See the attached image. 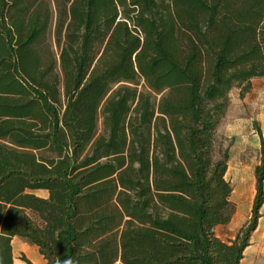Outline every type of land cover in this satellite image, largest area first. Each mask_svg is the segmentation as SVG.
<instances>
[{
	"label": "trees",
	"instance_id": "16d2710c",
	"mask_svg": "<svg viewBox=\"0 0 264 264\" xmlns=\"http://www.w3.org/2000/svg\"><path fill=\"white\" fill-rule=\"evenodd\" d=\"M263 25L264 0H0V264L15 238L47 264H242L264 139L251 218L224 242L216 136L225 90L264 78Z\"/></svg>",
	"mask_w": 264,
	"mask_h": 264
},
{
	"label": "rangeland",
	"instance_id": "374dc122",
	"mask_svg": "<svg viewBox=\"0 0 264 264\" xmlns=\"http://www.w3.org/2000/svg\"><path fill=\"white\" fill-rule=\"evenodd\" d=\"M48 1L52 4L55 2V0ZM260 39L264 49V25L261 29ZM259 81H264V78L254 79L251 84L256 85ZM240 88L243 95L244 88ZM139 89L145 90L143 82L140 83ZM254 92L255 87H252L249 92L243 95L245 105L253 104V109L244 112L247 123L243 127L240 124H235L232 134L225 133L224 124L233 117V112L229 108L216 136L218 156L225 158L228 162L229 170L226 179L233 188L231 201L236 207V214L232 222L216 230V235L224 242L235 240L240 230L248 224L256 198V168L261 161L264 113L254 111ZM241 111L243 112V110ZM34 194L48 198L46 193L34 192ZM261 214L259 228L253 235L243 264H264V207Z\"/></svg>",
	"mask_w": 264,
	"mask_h": 264
},
{
	"label": "clouds",
	"instance_id": "9594fccd",
	"mask_svg": "<svg viewBox=\"0 0 264 264\" xmlns=\"http://www.w3.org/2000/svg\"><path fill=\"white\" fill-rule=\"evenodd\" d=\"M255 87L253 94V100L255 101L254 111L264 113V81H259L256 85L249 84V88ZM225 97L227 99L228 107L233 112V117L230 121L224 124L225 133L232 134V128L235 124H240L242 127L247 123L244 112L249 109H253V104H244V97L242 95V89L232 84L225 90ZM210 102H208L209 104ZM243 110V112L241 111ZM58 264H74L71 258L64 259Z\"/></svg>",
	"mask_w": 264,
	"mask_h": 264
},
{
	"label": "crops",
	"instance_id": "0c3cea01",
	"mask_svg": "<svg viewBox=\"0 0 264 264\" xmlns=\"http://www.w3.org/2000/svg\"><path fill=\"white\" fill-rule=\"evenodd\" d=\"M40 192L48 194L44 191ZM13 250L14 264H26L22 261L23 256H25L32 264H47L45 259L40 255L39 249L35 246L30 245L25 240L15 238L13 240Z\"/></svg>",
	"mask_w": 264,
	"mask_h": 264
}]
</instances>
